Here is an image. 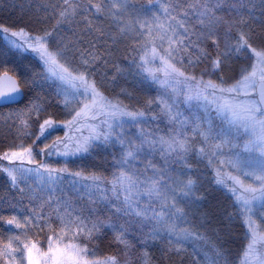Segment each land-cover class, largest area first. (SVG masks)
Segmentation results:
<instances>
[{
	"label": "snow or ice",
	"instance_id": "obj_1",
	"mask_svg": "<svg viewBox=\"0 0 264 264\" xmlns=\"http://www.w3.org/2000/svg\"><path fill=\"white\" fill-rule=\"evenodd\" d=\"M193 7L64 0L51 27L0 22L2 264H121L85 243L106 239L126 256L131 241L154 249L140 264H184L201 252L185 243L209 233L214 258L194 264H264V0ZM92 8L100 22L80 28Z\"/></svg>",
	"mask_w": 264,
	"mask_h": 264
},
{
	"label": "trees",
	"instance_id": "obj_2",
	"mask_svg": "<svg viewBox=\"0 0 264 264\" xmlns=\"http://www.w3.org/2000/svg\"><path fill=\"white\" fill-rule=\"evenodd\" d=\"M170 2H176V3H190L192 1H195L197 5H201L203 3L206 2V0H168ZM118 2H122V0H69V3H77V4H94V5H105L106 8H110L112 4L114 3H118ZM153 2L159 4H162V0H153ZM212 2H214V0H212ZM257 4L259 3V0H256ZM53 3H57V4H63L64 0H0V22H5V23H11L14 22L18 19H20L21 17H23L25 20H28L30 18H36L39 17L41 19H44L47 21V24L49 27H51L52 25L56 24V18H51L50 17L53 16L52 13V8H51V4ZM128 3H134L136 5H140V4H145L147 5L149 3V0H128ZM47 6V7H45ZM186 5H184L185 7ZM71 10V9H70ZM183 10V9H181ZM113 11H116L115 9ZM96 9L92 8L91 9V13H85V15L83 16H77V20L78 21H82V23L80 24V28L85 27V25H87L89 23V21H93L95 23H99L100 21H96L94 16L92 15V13H95ZM219 14V13H218ZM255 15L258 17L260 15L259 9L257 8L255 11ZM120 20H122L125 23H131L135 17H131L128 16L127 14H125L122 17H119ZM101 21L104 20H111V17L108 16H104L101 15L100 17ZM195 22V21H193ZM254 27L257 28V31H259V28L254 25ZM70 35V34H69ZM130 44H134V41H129ZM8 46V41L5 40V37L2 33H0V50H3L5 48H7ZM31 59V57H29ZM17 59L16 57L12 58ZM4 65H0V75L3 74L4 72ZM8 67H12V63L10 62L8 64ZM249 71H251V67H249ZM68 101L71 102V97L69 96ZM64 103V98H61V104ZM10 111L9 108H1L0 112L7 114ZM46 118V117H45ZM42 122V120H41ZM38 125H36V130L38 131ZM8 129L7 127L4 125V121H3V117L0 116V150L3 149V147L9 143L13 142V139L11 136H8L6 138V133H7ZM56 135H63L62 132H53L51 136H49L48 141L47 142H51V140L56 136ZM16 143H20V140H16ZM42 146V145H41ZM201 171H207L208 173L212 172V168L208 167L207 169L204 168L203 165H201ZM181 207H183V204H181ZM182 227L186 226V225H181ZM36 229H32V231L29 234V239L32 240H38L37 238H35L36 236L34 235H38V232H36ZM201 233H203V230H200ZM259 231V229H258ZM12 232L14 233L15 230L12 229ZM11 234L9 232H2L0 231V240H3L4 243H7V241H5V238L8 237V235ZM261 235H264V232L260 233ZM208 236V240L206 242H208L210 245L212 244L213 240L211 237V234H206ZM39 240H43L47 245V238L44 237H39ZM91 247L93 249H95L96 251V255L94 258L96 259H105L106 257L109 256H116L119 259L120 256V252L117 250V248L112 244V240H108L106 239L103 243H100L98 241H93L91 243ZM239 247V244H237L233 251L235 252L236 248ZM211 248V252H213L212 247ZM150 253L152 251H155L154 249H150L147 250ZM214 253V252H213ZM243 258V254L241 253V259ZM163 264H170L169 261L165 260L163 262ZM237 264H240V260L238 259Z\"/></svg>",
	"mask_w": 264,
	"mask_h": 264
},
{
	"label": "rangeland",
	"instance_id": "obj_3",
	"mask_svg": "<svg viewBox=\"0 0 264 264\" xmlns=\"http://www.w3.org/2000/svg\"><path fill=\"white\" fill-rule=\"evenodd\" d=\"M206 2H209V0H206ZM174 3H176V2H170L168 0H162V4H164V5L174 4ZM183 5H186L185 8H188L191 11L195 12V8L193 6L197 5V4H196L195 1H192L190 3H185ZM181 12H183V10H181ZM173 14L175 15V13H173ZM177 19H179V17H177ZM161 76H162V74H161ZM247 139H248V137H245L244 140L241 141V144H243ZM197 147H199V145H197ZM205 163H207V161H205ZM5 179H6V177H4L2 173H0V185L4 184V180ZM29 184L33 185L35 190L39 193V180H38V178L34 177L33 180L29 181ZM0 194H3L2 190H0ZM59 194L60 193H58V195ZM63 195H65L66 197H72V196H74L76 194L73 193L71 189H67L66 188V191L63 193ZM36 232H38V235H34V236H36L35 238H37L38 241H40L39 247L43 251H47L46 243L43 240H39V237L47 238V235H48L47 230L45 229V231H43V232H39L37 230ZM109 236L110 237L112 236L111 231H109ZM126 239H130V237H126ZM167 239H168V235L165 232V233H163V239L162 240H157V241H155V243L157 244L158 247H164L167 244ZM5 241H7V238H5ZM92 242L89 243V242L85 241V243H88V246L90 248H92L91 247V243ZM131 243L133 244V247H131V248H129L127 250L128 254L126 256L125 251H124V246L123 245H119V248H118L117 247V243L114 240H112V244L120 252L119 259L121 261V264H124L125 259L130 260L132 262V264H140V261L138 260V257L140 255V253L143 252V251L150 250V249H143V248H140V247L136 246L135 241H131ZM184 247L187 249V253H189V254L193 253V249L194 248L201 249V252H200L199 255H195V256L188 255V256H186L185 260H184V264H194V262L196 260L203 261L205 259L203 253H207L209 257H213L214 258V253L211 252V248H210L211 245L208 242H206L205 240H190V241L185 243ZM0 264H2V262H0Z\"/></svg>",
	"mask_w": 264,
	"mask_h": 264
},
{
	"label": "water",
	"instance_id": "obj_4",
	"mask_svg": "<svg viewBox=\"0 0 264 264\" xmlns=\"http://www.w3.org/2000/svg\"><path fill=\"white\" fill-rule=\"evenodd\" d=\"M3 75V74H2Z\"/></svg>",
	"mask_w": 264,
	"mask_h": 264
}]
</instances>
